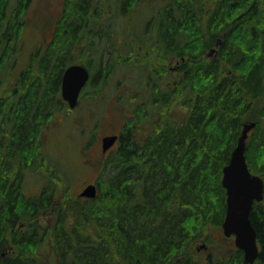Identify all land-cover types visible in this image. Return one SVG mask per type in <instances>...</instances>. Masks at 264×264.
Returning a JSON list of instances; mask_svg holds the SVG:
<instances>
[{
    "label": "trees",
    "instance_id": "trees-1",
    "mask_svg": "<svg viewBox=\"0 0 264 264\" xmlns=\"http://www.w3.org/2000/svg\"><path fill=\"white\" fill-rule=\"evenodd\" d=\"M5 2L0 0V264H248L235 245L229 253H209L206 258L195 249L199 242L214 244L210 232L222 229L227 209L223 168L230 161L245 116L264 96V89L255 88L258 70L251 75L254 79L240 77V87H221L215 81L219 78L208 74L212 66L198 63L188 71L183 67L184 77H190L188 88L176 89L154 83L152 67L147 70L149 66H143L146 72L141 73L138 98L129 97L126 104L119 100L125 114L126 107L135 106L136 122L125 124L118 133L119 143L103 155L97 197L87 200L68 195L59 205L60 170L43 165L41 135L54 115L65 109L60 90L63 73L72 64L90 70L93 43L97 37L100 43L103 38L105 43L111 40L104 22H111L115 11L101 13L99 5L105 8L110 4L106 0L105 4L74 0L71 8L65 7L54 38L37 48L47 54L42 61L31 56L14 87L17 91L11 93L3 84L9 81V64L15 58L7 57L18 52L15 41L21 39L27 23L20 13L27 12L31 0H16L13 5L10 0ZM130 2L136 4L137 0H116L121 9ZM217 7L222 11L217 13ZM229 10L239 11L238 17L247 14L237 33L246 38L243 43L255 42L247 49L243 43L233 46L234 55L260 62L264 59V21L259 22L264 20L263 0H169L159 12L158 30H149L148 22L143 32H153L149 38L126 41V49L139 44L144 50L153 44L152 51L147 50L149 56L157 50L162 59L160 55L168 54L166 46L175 49L185 32L193 33L195 27L202 41L206 37L213 41L236 23L237 17ZM105 13L109 18L102 17ZM15 16L16 23L10 24ZM258 23L261 33L250 39ZM236 36V31L232 32L230 39ZM99 65L86 87L88 94L96 97L102 90L98 78H108L110 72L104 74L108 67L103 70L102 62ZM108 65L111 67L110 62ZM196 67H200L199 73ZM198 78L203 86L189 89ZM23 83L29 84L28 89L20 88ZM179 103L184 104L182 112L174 110ZM150 113H155L156 119L147 127ZM247 147L249 169L264 181L263 127L252 131ZM27 159L32 165H25ZM16 162L22 165H9ZM39 169L45 171L42 177L37 174ZM31 173L33 180H28ZM35 180H40L42 190L27 194L26 181ZM251 220L261 246L253 264H264V201L254 202ZM3 241L10 242L11 254L6 257Z\"/></svg>",
    "mask_w": 264,
    "mask_h": 264
},
{
    "label": "rangeland",
    "instance_id": "rangeland-1",
    "mask_svg": "<svg viewBox=\"0 0 264 264\" xmlns=\"http://www.w3.org/2000/svg\"><path fill=\"white\" fill-rule=\"evenodd\" d=\"M8 1L6 0V2ZM10 1L11 5H13L16 0ZM73 1L31 0L29 2L27 23L20 32V37L24 44L23 52L19 53L21 63L13 76L9 77V81L5 80L4 89H8L9 92L12 90L11 93L17 91V87H14L20 79L21 71L31 62V56L39 45L43 43V46H45L44 43L47 44L54 38L59 18L62 16L65 7L66 10L67 7L71 8ZM107 1V3H110L108 6L103 8L102 6L104 5H99L98 9L101 13L102 11L103 13L108 11L110 7L111 10L116 9L111 22H104L105 30L110 32L111 40L105 43L106 38H103V43L98 46V51L92 53L91 56L93 57H90L92 58L90 68L92 77L98 71V66L101 62L102 67L111 69L109 74L108 71L104 73L108 74V78H98V84H100L99 86L102 89L98 93L99 97L97 96V98L96 94H88L89 89L86 88L77 109L69 112L68 108L65 107L63 111L57 112L49 128L41 135V150L45 157L43 165H48V168L56 167L60 170L62 179H58L59 189L57 192V204L59 205L65 201L68 195L72 196L73 199L78 198L80 192L87 185L94 184L98 180L104 167L100 153L102 138L109 134L119 133L125 124L132 126L133 122H136L135 106L126 107L125 111L127 113L125 114L122 112L123 109L119 105V100L126 104L129 102V97H133L134 101L138 98L137 91L141 70H144L143 66L147 68L146 65H148L147 70L152 67V71L159 68V72L153 73L158 74L156 77L161 78L164 86L173 87L170 81L175 82L182 76L179 70V62L173 61L166 73V64L164 65L163 61L161 64L159 60L157 61V50L149 56L150 54L147 50L153 49V44H150L144 50L139 48V44H133L130 46L131 48L126 49V41L132 42L133 39L140 41L143 38H149L153 32L148 34L144 33L145 31L143 32V30L150 20H154V25L158 26L160 24L159 12L169 3V0H137L136 4L131 2L130 4H125L124 9L117 6L114 0ZM132 1L135 2L136 0ZM103 2L105 4V0ZM102 17L105 19L109 18L106 13L102 14ZM131 35L134 36H132V39H130ZM42 51L44 52V50ZM78 60L79 57L77 62ZM109 62L111 67L108 65ZM150 74L152 73L150 72ZM142 91H144L143 88ZM142 110L143 108L139 109L138 115H141ZM174 110L182 112L185 108L179 103L174 106ZM126 116H130L132 119L127 121ZM146 126H150L148 122H146ZM148 131L147 133H149ZM31 163L30 159L25 161V165H32ZM37 165H39L38 162ZM44 173L45 171L42 169L37 172L40 177ZM31 175V177L27 178L28 180H33V173ZM40 183V180H35L30 183L29 187L26 185L25 191L27 194H39L43 188H41L42 184L39 186ZM210 233L213 241H215L214 244L209 245L208 242L204 241L196 245L195 250L199 252L202 258H206L209 253H214L215 255L229 253V249L234 247V239L230 238L229 241H225L222 229L212 230ZM223 240L225 241L222 244L223 246L219 245L221 244L219 241L222 242ZM10 249V242L3 241L2 250L4 257H6L7 253L8 255L11 254L9 253Z\"/></svg>",
    "mask_w": 264,
    "mask_h": 264
},
{
    "label": "bare ground",
    "instance_id": "bare-ground-1",
    "mask_svg": "<svg viewBox=\"0 0 264 264\" xmlns=\"http://www.w3.org/2000/svg\"><path fill=\"white\" fill-rule=\"evenodd\" d=\"M101 1H103V0H101ZM114 1H116V0H114ZM221 6H223V5H221ZM109 10L112 12L116 11L115 8L111 10V7ZM219 10H220V12L222 11V9L220 7H219V9L217 7L216 12L217 11L219 12ZM21 11H22V8H21ZM229 13L234 14V16L237 17L234 20V21H236V23H234V25L231 26L227 31L221 33L218 37H215V39H213V41L210 39V37H206V38H204V40H206V41H204V40L202 41L201 40L202 37L200 36V34L198 32V28L195 27V32H193V33L185 32L184 39L181 43H178V47H176L175 49H171V48H169V46H166V51L168 52V54H166L165 56H164V54L160 55L162 57V59H160L159 55L157 56V61L159 60L160 64L162 61H163L164 65L166 64L165 65L166 73H167L168 68L171 66V64H173L172 63L173 61H176L177 63L179 62V64H180L179 70H180V72H181L180 74L182 76L179 79H177V81H175V82L170 81V83L172 84L171 86H174L176 89L177 88L182 89V86H183V88L186 87L187 86L186 85L187 78L190 79V77H188V76L184 77V74H185L184 71L185 70H183V67L186 69V71H188L189 68L190 69L193 68V66L198 65V63H204L206 65L212 66L213 69L209 73L208 72L207 73L209 75L216 76V78H219V79H215V81L216 80H217V82L219 81L218 86L220 84H221V87L238 84L237 87H240L239 86V80H238L240 77L255 75V73H256L255 71L258 70V73H259L258 78L255 79V82H254L255 88L257 91L264 89V59L260 60V62H253V63H252V61L247 62L246 58H244L243 56L236 57L234 55V51H233V46L242 45L244 39H246V38H242L241 37L242 34H238L237 31H239L238 25H240V26L243 25V23L247 17V14L244 15L243 13H241L240 16L238 17L239 11H237V10H233L232 12L229 10ZM242 15H244V16L241 17ZM20 17H21V20H24L25 22H27V18H28L27 12L24 13L22 11L20 13ZM16 20H17L16 16L12 17L9 20V23L15 24ZM263 21L264 20L262 19L259 22L262 23ZM153 22H154V20H150V26H149L150 29L149 30L155 31V29L159 28V25L158 26L156 24L154 25ZM260 23H258L259 25L256 24L257 28H254V27L252 28L253 33H252V35H250V39H251V37L255 38L254 37L255 35L256 36L260 35V33H261L260 29L262 27V25ZM237 27H238V29H237ZM86 30H88V29H86ZM98 30L99 31L102 30L101 26L98 28ZM235 31H236L237 36H236V39L232 40V39H230V35L232 32L234 34ZM101 37H102V35H101ZM226 37H228L229 39H226ZM101 40H102V38H101ZM100 44L101 43H100V41H98V37H97L95 43H93V46H92L93 53L98 51V49H99L98 46H100ZM254 44H255V42L252 40H248V41H246V43H243L244 48H246V49L250 46H253ZM15 46H16L17 51H18L17 54L13 55L12 57H9V56L7 57V60L15 58V59L11 60V62L9 64V72L11 73L12 76H13L14 72L17 70V68L19 67V64L21 63V59H20L21 56L19 57V53L20 52L22 53L24 50L23 41L21 39L18 41H15ZM46 54H47L46 52H43L42 50L36 49L32 55L34 56V58L37 61H42ZM171 54H173V55H171ZM72 65H75V64H72ZM99 68H100V65L98 66V70H99ZM104 69L105 68H103V70ZM195 70L199 73L200 67H196ZM6 71L8 72V70H6ZM104 71L109 72L110 70L106 69ZM141 72L145 73L146 71L141 70ZM154 72H159V68L157 70H155ZM64 73L62 76V80L64 77ZM202 73H203V71H202ZM33 75H34V73H33ZM156 76H158V74H156ZM156 76H154V77H156ZM199 76L201 77L200 74H199ZM251 77L254 79L255 76H251ZM199 79L200 78H198V80H194V83H191L189 89L195 90V88L198 89L201 86H203L204 82L200 83ZM153 82L158 83V85L163 84L161 82L160 77H156ZM28 85L29 84H27V86H25V83H23L20 85V88L24 89L26 87L25 88V90H26V89H28ZM61 87H62V83H61ZM186 88H188V87H186ZM60 90L62 91V88ZM181 105L184 106V104H181ZM160 111H163V110H158V113H160ZM155 117H156L155 113H150L149 114V120H147L148 123H150L152 121V119H156ZM164 119H167V115H165ZM250 119H254V120H252V122L254 123L255 127L253 129H251L247 135L246 156H247L248 140H249V137L251 136L252 131L257 126H261L264 128V96H262L259 99V104H256L253 107V111L248 116H245L244 121H247ZM244 121L242 122L241 133L238 135V138H237L236 144L232 150V153L241 143L240 138L242 136V132L244 129L243 127H244V124L247 123V122L244 123ZM151 130H152V128H151ZM119 141H120V136H119L117 142L115 143V145H117L119 143ZM101 147H102V144H101ZM232 153H231V157H232ZM40 156H42V155H40ZM40 156H38V157H40ZM31 159L33 160V158H31ZM34 159H35V157H34ZM37 159L40 160L39 158H37ZM44 160H45V157H44ZM40 161H42V160H40ZM9 165H22V163H20V162L9 163ZM247 165H248V163H247ZM248 168H249V166H248ZM249 171H250V169H249ZM251 174H253V173L251 172ZM253 175H257V174H253ZM257 176H260V175H257ZM26 182H27V186L29 187V185L32 181H26ZM39 186H41V183ZM42 186H41V188H42ZM258 248H259V255H260L261 246L259 244V241H258ZM258 259H259V256L256 260H258ZM261 264H263V263H261Z\"/></svg>",
    "mask_w": 264,
    "mask_h": 264
},
{
    "label": "water",
    "instance_id": "water-1",
    "mask_svg": "<svg viewBox=\"0 0 264 264\" xmlns=\"http://www.w3.org/2000/svg\"><path fill=\"white\" fill-rule=\"evenodd\" d=\"M90 79V72L84 65L69 66L62 80V99L70 109H75L79 103L82 90ZM253 122L244 124L240 145L232 153V157L223 168L222 185L227 193L226 217L222 225L225 237H234L237 249L244 253V260L253 264L259 256L258 233L251 220L254 202L264 201V181L260 176L249 171L246 156V140ZM118 135H108L102 139L103 152H107L117 142ZM98 189L90 184L80 193V197L95 199ZM204 247V246H203Z\"/></svg>",
    "mask_w": 264,
    "mask_h": 264
},
{
    "label": "flooded vegetation",
    "instance_id": "flooded-vegetation-1",
    "mask_svg": "<svg viewBox=\"0 0 264 264\" xmlns=\"http://www.w3.org/2000/svg\"><path fill=\"white\" fill-rule=\"evenodd\" d=\"M66 103V102H65ZM100 153H101V156H103V153L101 152V150H100ZM107 154V153H106ZM105 155V154H104Z\"/></svg>",
    "mask_w": 264,
    "mask_h": 264
}]
</instances>
